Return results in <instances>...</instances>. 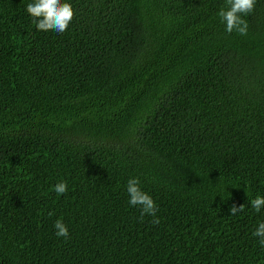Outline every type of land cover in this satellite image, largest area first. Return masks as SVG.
<instances>
[{
	"label": "trees",
	"instance_id": "trees-1",
	"mask_svg": "<svg viewBox=\"0 0 264 264\" xmlns=\"http://www.w3.org/2000/svg\"><path fill=\"white\" fill-rule=\"evenodd\" d=\"M31 2L0 0V264H264V0L246 36L225 0H64V33Z\"/></svg>",
	"mask_w": 264,
	"mask_h": 264
},
{
	"label": "clouds",
	"instance_id": "clouds-1",
	"mask_svg": "<svg viewBox=\"0 0 264 264\" xmlns=\"http://www.w3.org/2000/svg\"><path fill=\"white\" fill-rule=\"evenodd\" d=\"M256 0H225V5L218 11V16L226 25V31L231 34L233 31L239 35L246 36L248 34V22L243 19L255 9ZM27 13L31 16L33 23L40 31H55L64 33L68 30L69 25L75 17V11L72 5L64 0H32L26 6ZM126 190L129 196L128 203L133 207H139L141 218L143 216H152V223L158 225L160 223L156 213L158 207L147 192L140 187L139 178H130L127 181ZM57 195L62 196L67 193V182L61 181L54 186ZM251 207L259 213L264 208V196H256L250 201ZM245 210L244 205L237 206L233 204L229 211L231 216H236ZM54 215V213H49ZM57 237L69 238V230L62 219L56 220L54 224ZM252 235L259 238V244L264 246V221L258 222L257 228Z\"/></svg>",
	"mask_w": 264,
	"mask_h": 264
}]
</instances>
